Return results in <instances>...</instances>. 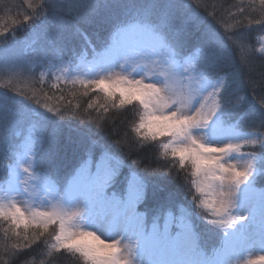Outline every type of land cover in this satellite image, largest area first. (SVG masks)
I'll use <instances>...</instances> for the list:
<instances>
[{
  "label": "rangeland",
  "instance_id": "1",
  "mask_svg": "<svg viewBox=\"0 0 264 264\" xmlns=\"http://www.w3.org/2000/svg\"><path fill=\"white\" fill-rule=\"evenodd\" d=\"M158 19L161 26L170 22L166 16ZM21 24L16 31L21 35L15 36L25 38L10 45L0 43V86L11 90L10 97L0 92V147L11 141L12 133H24L13 156L16 162L0 179V222L11 217L20 226L48 232L50 254L60 251L62 239L82 257L75 259L79 264H264V211L255 199L245 201L249 194L264 193V187L255 182L260 169L251 151L253 139L222 122L219 83L197 69L192 54L176 47L169 32L165 35L145 20L130 21L117 25L107 40L92 47L74 67L65 66L58 78L76 88L84 84L89 90L98 87L112 97L116 94L115 102L125 99L134 106L132 127L151 131L148 137H157L160 143L167 135L164 154H180L185 164L194 165V189L203 205L197 218L206 222L202 234H215L201 247L206 251L217 236L230 239L226 252L220 248L209 257L197 249V227L188 221L190 214L184 207L176 233L185 231V241L175 249L163 244L146 248L133 225L142 226L148 234L154 224L167 222L171 231L173 214L166 213L162 223L147 229L145 215L137 210L144 200L145 182L131 173L121 187H114L123 173L114 155H102L95 166L87 163L63 181L35 169L37 136L28 130L38 123L32 114L45 110L56 115V111L46 103L35 104L39 99L29 98L28 103L19 90L17 95L12 90L19 86L16 75L31 65L33 42L41 28L38 21L28 23L22 29L24 36ZM256 26L263 30L264 21ZM257 40L264 53V34ZM64 182L62 194L59 188ZM2 224L6 230L8 224Z\"/></svg>",
  "mask_w": 264,
  "mask_h": 264
},
{
  "label": "trees",
  "instance_id": "2",
  "mask_svg": "<svg viewBox=\"0 0 264 264\" xmlns=\"http://www.w3.org/2000/svg\"><path fill=\"white\" fill-rule=\"evenodd\" d=\"M162 16L170 20L167 25L158 23ZM144 20L165 35L169 32L176 47L192 54L197 69L219 83L221 120L253 139L251 151L260 169L255 182L264 187V53L257 40L264 29L256 26L264 21V0H0V43L25 38L15 36L21 35L16 34L21 23L22 35L24 25L41 24L29 57L32 67L16 75L19 86L12 89L26 102L39 99L35 104L46 103L56 111L32 114L38 123L28 130L37 136L35 169L63 181L87 163L95 166L102 155H114L119 160L116 167L123 170L114 187H121L131 173L139 176L146 193L138 211L152 221L162 223L169 211L182 217L181 207L186 208L199 234L197 249L206 255L221 237L206 251L201 247L215 234H202L206 222L197 218L203 205L194 189V165L185 164L180 154H164L167 135L160 143L148 137L151 131L144 132L139 122L140 129L132 127L134 106L125 99L115 102L116 94L112 97L98 87L89 90L84 84L76 88L58 78L65 66L74 67L92 47L107 40L117 25ZM2 87L0 92L10 97L11 90ZM23 135L12 133L11 141L0 147V179L16 162L13 156ZM65 186L64 182L59 188L62 194ZM10 218L0 222L8 224L6 230L0 225V264H79L75 259L82 257L62 239L59 252L47 253L48 232Z\"/></svg>",
  "mask_w": 264,
  "mask_h": 264
},
{
  "label": "snow or ice",
  "instance_id": "3",
  "mask_svg": "<svg viewBox=\"0 0 264 264\" xmlns=\"http://www.w3.org/2000/svg\"><path fill=\"white\" fill-rule=\"evenodd\" d=\"M253 199H255L260 209L264 211V193H253L245 197L246 202H250ZM252 211H255V207L252 208ZM241 219L244 218L241 217ZM133 228L136 230L139 238L143 240L146 248H153L155 246L163 244L170 249H175L186 239V232L183 230L173 235L169 230V224L167 222L162 226L154 224L152 227V231L148 234L144 233L142 226L133 225ZM228 243L229 242L225 243L226 247L228 246Z\"/></svg>",
  "mask_w": 264,
  "mask_h": 264
}]
</instances>
